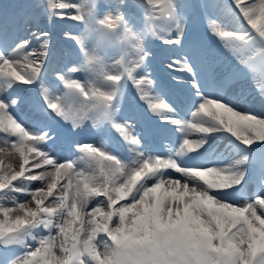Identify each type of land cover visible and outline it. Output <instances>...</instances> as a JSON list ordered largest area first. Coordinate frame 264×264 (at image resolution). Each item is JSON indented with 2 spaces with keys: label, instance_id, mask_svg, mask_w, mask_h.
<instances>
[{
  "label": "snow or ice",
  "instance_id": "6c2138e0",
  "mask_svg": "<svg viewBox=\"0 0 264 264\" xmlns=\"http://www.w3.org/2000/svg\"><path fill=\"white\" fill-rule=\"evenodd\" d=\"M135 3L146 10L139 34L124 0L104 14L95 0L0 5V153L19 160L0 167V264H264V107L245 106L252 92L264 101V0ZM41 15L81 25L63 33L79 65L50 69L52 34H23ZM198 19L226 55L197 33ZM149 35L165 46L166 79L153 75ZM125 41L131 52L111 65L98 54ZM174 133L179 146L161 154ZM222 138L240 148L227 164ZM245 187L255 191L237 196Z\"/></svg>",
  "mask_w": 264,
  "mask_h": 264
},
{
  "label": "rangeland",
  "instance_id": "374dc122",
  "mask_svg": "<svg viewBox=\"0 0 264 264\" xmlns=\"http://www.w3.org/2000/svg\"><path fill=\"white\" fill-rule=\"evenodd\" d=\"M12 2H14V0H0V5H2L4 8H10V7H12ZM73 2H79V0H73ZM124 2H125V5L122 7L121 12L125 15V19L127 21V27L130 28L134 33H137V34L141 33L144 30V27L146 25V21H145L146 10H145V8L142 6H137V4L135 3V0H124ZM193 2H198V0H193ZM245 2L248 3V2H251V0H245ZM108 3H109V0H104V3L102 4L103 8L101 10L99 9L101 14H104V13L111 10L107 6ZM136 11H140L144 15L141 22L136 23L139 26L132 25L134 20H133V16L131 13H136ZM39 20H42V21L39 23ZM48 25L52 26L51 43H53L55 45V48H54L55 51L50 53V56H49V62H50L49 68L50 69L51 68H58V67H63L65 65H67V66L79 65L82 62V57L80 56L79 52H74L73 55L69 56V54L67 53V50H66L67 48L64 45L65 44L66 45L71 44L72 46H75V47H77V46L73 42L67 41L63 38V33L65 31L78 33L82 30L81 25L78 24L77 22L70 21V20L69 21L54 20L50 23L48 21V18L43 15V19L38 18V22L32 24L31 27L25 29L23 34L26 36L28 34V32L31 31V28H36V27H39L41 30L47 31ZM202 27L201 28H200V26L195 27V30L197 31V33L204 36L207 43L210 46H212L214 48H219L226 55V50H223L222 43L218 40V38L211 36V34L209 32H207L206 23L203 24ZM227 27L233 28L232 26H227ZM148 38H149V36L145 37L144 43L149 42ZM150 40L155 42L157 50L155 52L152 51L153 49L148 50V51L151 53V55L155 54L156 60L158 62H160V64L162 65V63H161L162 62V55H163V51H164L165 46L161 43V41L159 39H157L155 37H151ZM119 45H120V43H115V42H110V43L106 42V43H103L102 45H100V47L98 49V54L102 57V59L104 60V62L106 64L111 65L116 60L120 59L122 55L129 54L131 52V47L127 43V41H125L124 50L121 49V47ZM91 46H92V44L89 43V47H91ZM33 47H37V48L39 47L38 42L35 40H33ZM129 58H131V57L129 56ZM149 63H150V67L152 68V64H151L150 60H149ZM50 64H54L55 66L51 67ZM158 72H159L160 76L157 78L162 79V80L167 78V72L164 70V68L162 66H159ZM74 78H77V79H80L81 81H83L87 78V74L84 71H80V72L74 74ZM52 79H53V77H52L51 71H50L49 76H48V81L46 82V85H45V86L49 87L50 90L55 88V85L52 83ZM251 98H254V99H251ZM135 99L136 98L132 94V91L126 90L125 101H124L125 105L134 103ZM249 99H251V102L254 103L253 105H256L260 109L262 107H264V101H261L259 96L255 92H252V94L249 96L248 100ZM91 131H92L91 126L86 125L84 130L80 133V136H86L89 133H91ZM172 135L167 137V140H165V139L162 140L163 145H165V143H167V141L172 138ZM99 137H101V136H97L96 138H99ZM106 140L112 141L111 138H109V137H107ZM112 144H114V143L112 142ZM117 147L119 148L120 151H121V149L124 148L123 146H117ZM238 152L239 151L233 152V157H235L234 154L238 153ZM38 187H39V185L36 183H32V185H31L32 189L33 188L36 189ZM253 191H255L254 188L248 189V187H246L245 192L242 193L243 192V190H242L241 192L237 193V196H240V197L250 196ZM24 198L25 197L23 195H21L20 201H22V199H24ZM93 201H95V200H93Z\"/></svg>",
  "mask_w": 264,
  "mask_h": 264
},
{
  "label": "bare ground",
  "instance_id": "6f19581e",
  "mask_svg": "<svg viewBox=\"0 0 264 264\" xmlns=\"http://www.w3.org/2000/svg\"><path fill=\"white\" fill-rule=\"evenodd\" d=\"M96 1H97V0H95V2H96ZM100 7H102V6H100ZM102 8H103V7H102ZM102 8H101V9H102ZM39 19H43V15H41V16L39 17ZM41 21H42V20H39V23H40ZM224 23H225L227 26H232V27H236V26H237L236 23H235L233 20H229V19H227V18L224 19ZM36 45H37V44H36ZM54 48H55V45H51V53L54 52V51H53ZM161 63H162V62H161ZM50 65H51V67L55 66L54 64H50ZM158 65H160V63H159ZM161 66H162V65H161ZM248 98H249V97H248ZM251 99H254V98H251ZM251 99H249V100L246 101V105H245V106H247V105L250 103L256 111L261 110V109H260L259 107H257L256 105H253L254 103L251 102ZM185 114H186V113H185ZM191 138H192V139H195V138H196V134H193V136H192ZM95 139H96V143H97V144H101V143H105V144H107L108 147H109L110 149L117 151L118 154H122V155H121V158L126 159V162H127V161H130V159H131V155L127 152V149H126V148H123V149H121V151H120L119 148H118L116 145L112 144V141H108V140H106V137H102V136H101V137H99V138H95ZM165 140H167V138H165ZM179 142H180L179 134H178V133H174V134L172 135V138L169 139V140L167 141V143H165V145H163V142H162V141L160 142L159 152H160L161 154L166 155L167 152H168V149H169V148H175V147H178V146H179ZM216 144H218V145L220 146V149H219V150H220V152H222V153H224L225 148L230 149L231 153L240 150L239 145H237V144H232V142H231L230 140H228L227 138L218 139V140L216 141ZM50 150H51V149H50ZM13 151H14V150H12V149H8V152H9V153H12ZM201 151H203V150H201ZM224 156H225V158H223L222 162L225 163V164L229 163L231 159L235 158V157H233V154H228V153H224ZM0 158L3 159V164H0V167H6L9 163H11V164L13 165V167H18V163H19V160H18V153L15 154V157H13L12 155H6V154H4V153H0ZM73 158H75V157H73ZM43 170H44V169L41 168V169H37V170H35V172L38 173V172L43 171ZM173 175H175V173H173ZM62 182H63V181H62ZM14 183H19V181H16V182H14ZM33 183L38 184L39 187L41 186V183H40L39 181H36V182H33ZM245 188H246V187H245ZM245 188L242 189V190H243L242 193L245 192ZM249 188H252V187H248V189H249ZM33 189H34V188H33ZM20 197H21V195H18L19 200H20ZM25 199H26V198L22 199V202H23ZM27 199H30V197H28ZM99 199H103V197H101V198H99ZM46 203H47V201H46ZM95 205H96V201H92V203L89 205V208L91 209V208L94 207ZM7 206H8V207H12L11 204H7ZM117 206H118V205H117ZM0 218L3 219V215H2V214H0Z\"/></svg>",
  "mask_w": 264,
  "mask_h": 264
}]
</instances>
